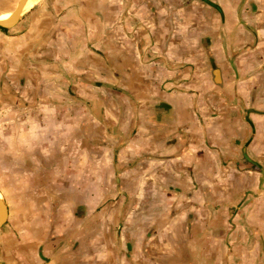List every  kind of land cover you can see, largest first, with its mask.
<instances>
[{"label":"crops","instance_id":"obj_1","mask_svg":"<svg viewBox=\"0 0 264 264\" xmlns=\"http://www.w3.org/2000/svg\"><path fill=\"white\" fill-rule=\"evenodd\" d=\"M2 1L7 12L17 0ZM46 2L39 0L20 13L11 27L0 29V36L20 38L21 46L31 51L39 45L38 32L39 37L44 33L31 35L26 29L38 26L40 19L53 20L42 27L52 28L51 47L55 53H67L70 68H78V60L84 59L80 64L85 62L89 74L87 58L96 48L101 65L93 67L101 68L99 80L124 83L128 77L136 81L149 76L153 90L141 94L149 103L134 113L140 116L133 118L140 123L135 138L127 139L119 126L123 140L120 135L109 139L104 120L101 144L86 154L91 166L79 177L84 182L56 186L53 203H45L47 217L33 216L21 227L20 244L32 254L29 262L263 260L264 207L253 203L264 202V0H155L153 4L166 6L151 14L153 27L148 30L141 28L142 17L122 11L135 0H51L50 6ZM187 6L196 12H185ZM19 23L21 29L15 31ZM111 32L118 41L111 40ZM147 163L153 171L142 173L141 165ZM124 175L153 179L147 191L153 196L148 214H143L144 205L112 202L116 195H127L119 184ZM113 177L117 186L108 187ZM256 180L257 186L262 182L260 188ZM136 191L140 189L134 188V195ZM158 196L175 202L161 205ZM182 198L186 201L178 203ZM256 210L261 213L254 215ZM11 212L6 207L7 226L19 217ZM127 212L135 213L131 220L125 219ZM8 231L2 237L9 236Z\"/></svg>","mask_w":264,"mask_h":264},{"label":"rangeland","instance_id":"obj_2","mask_svg":"<svg viewBox=\"0 0 264 264\" xmlns=\"http://www.w3.org/2000/svg\"><path fill=\"white\" fill-rule=\"evenodd\" d=\"M135 1L124 5L121 10L127 14L130 12L132 17H142L141 28L148 30L153 27V12L162 11V5L153 4L155 0ZM50 4L51 0H47L46 5ZM1 6L0 13L6 12L2 0ZM188 7L185 12H196L195 7ZM52 22L53 20L40 19L37 21L39 27L30 25L26 29L31 35H36L38 31L44 33L39 37L38 32L35 39H40L39 45L34 46L31 51H26L27 47L21 46L20 38L14 37L15 40H11L0 36V199L10 212L19 214L15 223L9 226L3 224L0 228V262L32 264L29 262L32 254L28 255L27 246L20 244L21 227L27 226L33 216L36 220L37 217H47L49 212L45 203H53L54 191L59 190V187L68 188L72 183L76 186L75 180L78 183L84 182L79 177L91 166L86 154L91 149L95 151V146L101 144L104 120L111 136L109 139L118 140L120 135L123 140L125 131V135L129 136L127 139L135 138V130L139 131L136 126L140 123H135L133 118L140 120V116H134V113H141V109L149 103L142 100L141 94L143 91L153 90L149 76L136 81L128 77L124 83L117 79V82L110 84L99 80V76L103 74L101 68L93 67L101 65L98 57L101 52L96 48L95 55L87 58L92 66L89 74L83 67L85 62L80 64L84 59L78 60V68H70L67 53H55L51 47L52 43L49 41L53 38L50 37L52 28L42 27V24L52 25ZM159 22L165 23L161 20ZM178 23L180 25L181 20ZM20 29L19 23L15 31ZM4 33L6 36V31ZM112 36L111 40L118 41L115 33ZM61 56L64 58L60 61ZM119 123L121 124L118 125ZM119 126L123 132L118 130ZM142 169V173L148 174L153 171V165L142 164ZM254 170L260 172L256 167ZM114 177L107 181L108 187L117 186ZM127 177L121 176L119 183L128 190L127 195H116L111 198L112 202L115 200L126 206L144 205L146 211L143 214H148L147 209L153 204V196L147 194V191L153 188V179H145L143 175L136 176L135 180ZM261 184L262 182L257 186V180L255 181L258 188ZM134 188L140 189L136 191V195L133 194ZM158 199L161 205L175 202L169 197L158 196ZM184 201L186 200L182 198L178 203ZM255 201L253 204L258 208L264 207L263 201ZM28 204L32 205L30 211H26ZM259 212L261 213L256 210L254 215ZM133 214L135 213H125V219L131 220ZM9 229L13 235L10 232L9 236L2 237ZM259 238L261 241L262 235ZM25 252L26 256L23 255ZM31 253L38 257L36 251ZM101 254L98 261L102 259ZM253 264H264V259L256 260Z\"/></svg>","mask_w":264,"mask_h":264},{"label":"water","instance_id":"obj_3","mask_svg":"<svg viewBox=\"0 0 264 264\" xmlns=\"http://www.w3.org/2000/svg\"><path fill=\"white\" fill-rule=\"evenodd\" d=\"M23 0H17L14 7L10 11V15L7 19L4 21H0V27L5 28V27H11L18 19L20 16V10L22 7ZM6 207L3 204L2 200L0 199V226L4 223L6 219ZM0 264H8L4 262H0Z\"/></svg>","mask_w":264,"mask_h":264},{"label":"bare ground","instance_id":"obj_4","mask_svg":"<svg viewBox=\"0 0 264 264\" xmlns=\"http://www.w3.org/2000/svg\"><path fill=\"white\" fill-rule=\"evenodd\" d=\"M39 0H23L22 7L20 13L24 12L29 7L33 6L34 4L38 3ZM10 15V11L0 13V21H4Z\"/></svg>","mask_w":264,"mask_h":264},{"label":"trees","instance_id":"obj_5","mask_svg":"<svg viewBox=\"0 0 264 264\" xmlns=\"http://www.w3.org/2000/svg\"><path fill=\"white\" fill-rule=\"evenodd\" d=\"M0 29H2V30H3V28H2V27H0Z\"/></svg>","mask_w":264,"mask_h":264}]
</instances>
